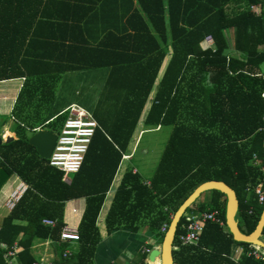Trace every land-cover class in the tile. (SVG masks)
Segmentation results:
<instances>
[{
  "label": "trees",
  "instance_id": "obj_1",
  "mask_svg": "<svg viewBox=\"0 0 264 264\" xmlns=\"http://www.w3.org/2000/svg\"><path fill=\"white\" fill-rule=\"evenodd\" d=\"M10 2L23 5L26 0H0V6ZM254 2L139 0L150 27L145 25L146 37L141 34L136 44H64L85 51L83 56L59 58L61 71L107 69L98 100L106 112L103 117L93 114L98 126L82 166L66 179L28 142L37 130L57 131L63 124V108L52 104L60 73H44L51 62L42 59H16L13 72L0 73V80L24 78L10 115H0V126L11 117L16 133L13 140L0 145V168L28 185L3 218L0 245L10 247L16 242L18 260L30 264L33 239L59 243L64 203L82 197L85 208L77 227L78 247L66 264H92L100 241L99 211L168 53L169 61L143 124L170 126V136L148 184L138 173H124L104 218L106 230L128 227L137 231L145 223L161 244L165 232L160 228L163 224L168 227L182 201L199 184L218 180L236 192L237 217L252 232L264 207L252 191L262 177L253 154L264 166V12L255 16L248 8ZM230 29L238 55L228 53L226 31ZM208 35L214 45L203 48ZM208 192L212 194L209 200L196 199L184 213L216 208L223 225L206 222L196 244L181 245L177 242V235L183 232L181 216L174 237L177 248L172 249L174 264H262L246 255L237 262L229 257L234 245L248 244L233 240L225 225V195ZM45 218L54 220V225H44ZM21 220L26 223L19 224ZM262 232L264 235V227ZM5 251L0 246V264H6ZM146 256L143 252L138 264ZM151 263L159 264V257Z\"/></svg>",
  "mask_w": 264,
  "mask_h": 264
},
{
  "label": "crops",
  "instance_id": "obj_2",
  "mask_svg": "<svg viewBox=\"0 0 264 264\" xmlns=\"http://www.w3.org/2000/svg\"><path fill=\"white\" fill-rule=\"evenodd\" d=\"M32 2H35V6H32ZM41 2L37 3V0H26L23 5L10 2L6 7L0 6V73L13 72L15 70L13 66L16 59L27 60L29 62L34 59L49 60L51 62L50 66H46L44 73H60V79L55 84L52 104L56 103L55 106H59L63 110L70 103L66 105L58 103L59 99H61V93L57 90L59 82L65 81V78L69 77V75L91 73L92 76H96L99 74L102 76L104 89L107 74L106 68L94 67L86 70L61 71L62 69L59 68V62L57 61L59 58L83 56L85 51L81 48H67L66 46L64 47V44L84 43L91 44L92 46L100 42L136 44L139 41L138 37L145 33V25L150 27L139 0H51L50 2L42 0ZM33 16L35 19L32 28ZM230 34L231 40L229 35L226 34L229 46L228 53L230 55H238L233 49L232 29H230ZM70 52L71 54H69ZM93 58H98V56ZM169 58L170 53L163 59L151 92L144 105L146 111L144 112L145 109L143 108L138 122L144 121L150 104L154 100L158 82L164 73ZM23 82V77L0 80V115H10ZM10 135L14 136V138L16 137L11 117L7 119L3 126H0V136L2 139ZM137 140L138 138H136L133 147H131V151H128L130 146H127L126 151L122 154L110 188L99 211L97 226L100 241L95 247L91 260L92 264H138L139 256L142 254V247L147 245V242L151 238L155 239L153 232L145 223H141L137 227V231H133L128 227H120L113 229L109 233L104 223V218L111 205L114 192L126 171L138 173L141 180L147 184L149 183L150 177H142L138 168L131 163L135 152L134 145ZM9 178L11 179L9 180ZM9 178L0 188V226L3 218L9 213V210L3 206L5 197L12 186L20 179L15 174L9 175ZM207 193L208 198H210L212 194L208 191ZM221 200H224V197H221ZM84 208L85 199L82 197L66 201L63 206L64 225L77 228ZM18 223L24 225L26 221L21 220ZM240 224L243 225L242 222ZM14 243L17 244L16 242ZM60 245H62L61 251L58 249ZM0 246L6 247L2 243ZM77 247V240H61L59 243H54L48 238H34L31 245V253L34 257L33 261L36 262L43 264H66L67 259L71 257L72 253L77 251ZM19 249L20 247L18 246V252ZM65 251L70 252L67 257L62 255Z\"/></svg>",
  "mask_w": 264,
  "mask_h": 264
},
{
  "label": "built area",
  "instance_id": "obj_3",
  "mask_svg": "<svg viewBox=\"0 0 264 264\" xmlns=\"http://www.w3.org/2000/svg\"><path fill=\"white\" fill-rule=\"evenodd\" d=\"M248 8L255 16H260L264 12V0H256V2L251 3ZM213 45V38L210 35L206 36L203 40V48H212ZM62 112L65 114V119L60 130L56 133V140L48 158V164L61 171L63 179H66L70 174L78 172L81 168L98 124L92 113L76 103L69 104ZM261 130L264 131V125ZM252 158L254 164L259 166L262 173V177L252 188V191L257 196V202L263 204L264 166L260 165L256 160L255 154H253ZM27 188L28 185L23 180L19 179L5 197L3 206L9 211L12 210ZM249 212H251V210ZM182 216H184L183 232L177 235V242L181 245L196 244L206 222H215L219 225H223L221 212L216 208L196 214L184 213ZM42 223L44 225L53 226L55 221L45 218L42 220ZM166 228L167 225L163 224L160 231L165 232ZM61 240H78L77 228L64 225L60 234V241ZM247 244V246L236 245L232 249L229 257L237 262L242 255H246L264 264V248L253 243ZM176 248L177 245H174L173 241L172 249L174 250ZM150 249L151 247L146 248V254L149 253ZM5 250L4 257L6 264H22L17 258V244L14 243L10 247H5ZM69 254V251H65L62 255L67 257ZM30 264L43 263L33 261ZM140 264H149L148 258L146 257L144 262Z\"/></svg>",
  "mask_w": 264,
  "mask_h": 264
},
{
  "label": "rangeland",
  "instance_id": "obj_4",
  "mask_svg": "<svg viewBox=\"0 0 264 264\" xmlns=\"http://www.w3.org/2000/svg\"><path fill=\"white\" fill-rule=\"evenodd\" d=\"M226 34L229 35L231 40L230 30H227ZM261 69L264 70V62L261 64ZM103 86L102 76L99 74L96 76H92L91 73H83V75L74 76L69 75V77L65 78V81L59 82L57 85V90L61 93V99H59L58 103L61 105L76 103L88 110L92 115L97 114L103 117V112H106L105 107L98 103ZM145 111L146 109L144 112ZM93 117L95 119V116ZM58 131L59 130L54 132L58 133ZM170 133V126H159L157 128L155 126H146L141 121L137 123L128 145L130 146L128 151H131V147H133L136 138H138L134 145L135 152L131 163L138 168L142 177H151ZM10 179L11 178H9V180ZM208 197V193L205 191L197 201L205 202L209 200ZM157 242L158 240L156 238H151V240L147 242V245L142 247L141 252L146 253L145 250L149 248L148 245H151V248L153 246L160 247V244H157Z\"/></svg>",
  "mask_w": 264,
  "mask_h": 264
},
{
  "label": "water",
  "instance_id": "obj_5",
  "mask_svg": "<svg viewBox=\"0 0 264 264\" xmlns=\"http://www.w3.org/2000/svg\"><path fill=\"white\" fill-rule=\"evenodd\" d=\"M14 139V136L10 135L4 139L0 136V145L2 143L10 142ZM56 140V133L50 129H39L30 138L29 144L33 146L38 154L48 159L51 151L54 147ZM9 178V173L0 168V188ZM208 190H217L225 195V225L228 231L231 233L233 240L237 242L253 243L264 248V207L259 216V220L250 233L247 232V228L241 225L237 217L238 213V198L236 192L223 181L209 180L199 184L178 206L173 213L169 225L164 233L160 247H153L147 254L149 261L153 262L156 257L160 258V264H174L172 255V244L174 241L177 224L184 214L187 207H189L196 199L199 198L201 193Z\"/></svg>",
  "mask_w": 264,
  "mask_h": 264
},
{
  "label": "bare ground",
  "instance_id": "obj_6",
  "mask_svg": "<svg viewBox=\"0 0 264 264\" xmlns=\"http://www.w3.org/2000/svg\"><path fill=\"white\" fill-rule=\"evenodd\" d=\"M148 262H149V264H152L151 261L148 260ZM159 264H160V258H159Z\"/></svg>",
  "mask_w": 264,
  "mask_h": 264
}]
</instances>
